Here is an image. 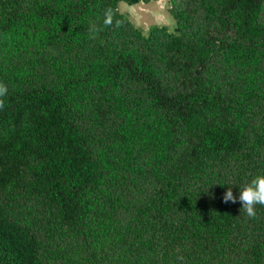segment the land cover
<instances>
[{"label": "trees", "instance_id": "trees-1", "mask_svg": "<svg viewBox=\"0 0 264 264\" xmlns=\"http://www.w3.org/2000/svg\"><path fill=\"white\" fill-rule=\"evenodd\" d=\"M169 2L0 0V264H264V0Z\"/></svg>", "mask_w": 264, "mask_h": 264}, {"label": "clouds", "instance_id": "clouds-1", "mask_svg": "<svg viewBox=\"0 0 264 264\" xmlns=\"http://www.w3.org/2000/svg\"><path fill=\"white\" fill-rule=\"evenodd\" d=\"M169 7L168 0H149L148 4L145 0H138V3H128V0H118L115 8L109 7L104 11L102 26L91 24L89 31L93 38L103 28L120 29L125 23L132 26L135 30H143L147 33L154 25L158 28L170 27L173 20L167 14ZM121 17V18H117ZM151 18V22L147 19ZM8 93L6 85L0 83V109L4 107L2 99ZM223 202L236 203L237 199L242 204L241 210L249 219L256 218V206H264V175H257L247 184L240 188L239 196L233 195L232 188L223 195ZM183 260V257H179Z\"/></svg>", "mask_w": 264, "mask_h": 264}, {"label": "rangeland", "instance_id": "rangeland-1", "mask_svg": "<svg viewBox=\"0 0 264 264\" xmlns=\"http://www.w3.org/2000/svg\"><path fill=\"white\" fill-rule=\"evenodd\" d=\"M138 3V2H137ZM146 4H148V2H145ZM168 3H169V7H168V9H167V14L171 17V19L173 20V24L170 26V27H173V25H174V23H175V20H174V18H173V16H172V14H171V12H170V2H169V0H168ZM147 19L149 20V22H151V18L150 17H147ZM154 26V25H153ZM152 26V27H153ZM151 27V28H152ZM145 33V32H144Z\"/></svg>", "mask_w": 264, "mask_h": 264}]
</instances>
